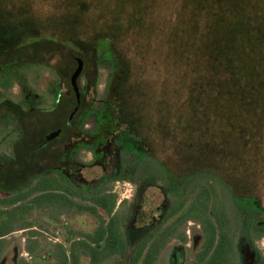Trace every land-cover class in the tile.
<instances>
[{
  "label": "flooded vegetation",
  "instance_id": "af4514ba",
  "mask_svg": "<svg viewBox=\"0 0 264 264\" xmlns=\"http://www.w3.org/2000/svg\"><path fill=\"white\" fill-rule=\"evenodd\" d=\"M0 5L1 18L9 16L0 23V190L11 201L28 199L21 197L24 191H54L78 204L97 206V200L115 198L117 184L131 177L137 180L132 212H117L115 204L110 215L98 206L100 214L101 209L108 214V219L101 214L105 220L121 218L129 253L143 245L138 251L145 255L154 243L159 248L155 264H160L170 245L187 247L193 237V250L200 248L188 257V264H230L238 247L264 264V253L256 249L264 239L259 198L234 193L243 183L230 185L237 197L233 220L246 228L232 233L226 212L216 205L221 170L207 167L217 162L220 151L200 152L199 159L191 161L187 141L178 150L171 135L158 134L153 121L137 117L133 77L127 59L115 49L116 41L65 38L58 33L62 19L43 16V6L11 0H0ZM20 8V18L12 22ZM76 19L68 24L75 31ZM46 31L52 33L47 36ZM46 47L68 55L47 56ZM50 57L56 58L55 64ZM103 68L110 79L105 95L98 97ZM207 156L215 160L206 161ZM243 179L249 186V167ZM87 207L85 211L96 216Z\"/></svg>",
  "mask_w": 264,
  "mask_h": 264
},
{
  "label": "trees",
  "instance_id": "16d2710c",
  "mask_svg": "<svg viewBox=\"0 0 264 264\" xmlns=\"http://www.w3.org/2000/svg\"><path fill=\"white\" fill-rule=\"evenodd\" d=\"M156 1L118 0L111 11L108 7L102 10L106 11L103 19H107L109 25L106 36L100 38L116 41L115 49L127 59L132 76L141 70L136 64L137 60L141 61V55L133 61L129 50L132 46L127 48L123 43L134 33L151 40V35L159 31L162 35L159 39L168 48L167 57L176 67L173 89L163 84L157 119L140 110L137 117L153 121L158 134L171 135L178 150H182L187 141L191 161H197L200 152L220 151L221 156L215 158L217 162L207 167L220 168L221 184L227 188L234 182L244 183L242 177L252 160L249 156L233 154L256 151L252 145L260 147L263 143L258 139L264 136V11L256 7L257 3L249 7V0H172L175 8L171 15L159 17L154 12L156 9H152ZM257 2L260 5L261 1ZM80 4L88 8L84 0ZM70 9L71 5L61 16L63 27L58 33L65 38L82 37L68 25L74 19L67 14ZM166 19H172V25L161 28ZM136 88H141L143 93L142 86ZM215 159L206 157V161ZM232 173L238 174L234 181L229 179ZM252 183L249 178V185ZM35 200L57 206L61 211L89 210L54 191L37 195ZM96 204L91 210L99 219L98 227L92 233L80 232L78 239L70 240L69 249L62 243L55 244L56 264H83L85 258L90 259L87 264H155L159 254L157 245L158 251L153 243L145 255L138 251L143 245L129 253L121 218L114 215L107 221L99 213L98 206H101L111 215L115 198L97 200ZM2 214L0 210V218ZM12 225L10 220L0 221V256L7 243L4 236L13 230ZM28 251L34 254L36 248H28ZM20 261V264H29Z\"/></svg>",
  "mask_w": 264,
  "mask_h": 264
},
{
  "label": "rangeland",
  "instance_id": "374dc122",
  "mask_svg": "<svg viewBox=\"0 0 264 264\" xmlns=\"http://www.w3.org/2000/svg\"><path fill=\"white\" fill-rule=\"evenodd\" d=\"M10 2V0H7ZM16 5H24L29 3L31 6H43L45 12L43 16L54 17L55 19L61 18L62 14H65L66 9L71 5L69 14L70 17L78 18L81 21L77 23V31L81 33L80 38H100L102 35L106 36V29L109 25L107 19H103L106 11L103 9L108 7L110 11L116 7L118 0H84L88 5L85 9L84 5L80 4L81 0H11ZM154 0H151L153 2ZM258 0H249L250 4H256L264 11V0H260L261 3L258 5ZM80 5L75 7L76 4ZM156 6H153V11L156 9L157 16H169L171 11L175 8L172 0H157ZM1 6V5H0ZM255 7V8H256ZM1 9V8H0ZM17 16H12L11 21L16 22L20 18L19 14H22V9H18ZM2 11L0 10V23L8 22V17H3ZM61 20V19H60ZM81 22V24H80ZM55 23L56 27L59 24ZM172 25V19H166L160 25L161 28H167ZM1 26V25H0ZM12 36L15 34L11 32ZM51 34L52 32H45ZM153 35V34H152ZM151 35V40L143 38L139 33L129 35V40L124 41V45L129 48L130 55L135 61L134 57L141 55V61L137 60L136 64L141 68L140 71L133 73V84L135 83V89L133 88V100L135 109H139L144 115L157 119V114H160V107L158 105L160 95L163 92V84H166L169 89H173L175 85V65L171 63V59L167 57L168 48L165 43L159 38L162 35L156 33ZM11 36V39L15 42V39ZM62 36V35H60ZM63 37V36H62ZM6 40L10 39L4 37ZM128 39V38H127ZM136 42V43H135ZM135 44V45H134ZM134 45V46H133ZM47 48V47H46ZM55 48L51 51V47L47 49V56L53 55L66 56L67 52L64 50L56 52ZM48 58L50 64L56 58ZM146 57V58H145ZM146 59V61H145ZM59 60V59H58ZM171 66V68H170ZM177 71V70H176ZM172 73V74H171ZM110 74L107 68H103L100 75L99 82V93L98 97H103L106 92V85L109 82ZM141 82V83H140ZM142 86L140 90L136 86ZM143 96V97H142ZM167 105L165 104V107ZM98 110V108H95ZM258 141H262V145H252L253 148H257L256 151L237 152L234 156H249V174L256 175L255 177H249L253 180V183L249 186L246 184L238 185L235 187V192L238 195L245 196L249 192V196L258 197L260 204L264 206V136ZM2 170L0 169V183L2 181ZM244 178V177H243ZM137 180H132L131 177H127L121 180L117 184L115 189L116 198V210L117 212L128 215L129 212L133 211V200H134V189ZM4 186L8 187L7 184ZM219 195L216 198V205L221 210L226 212V216L229 219L228 222L231 226V232L244 231L245 223L242 226L233 220L232 214L237 212L236 201L234 194L230 188L221 185L216 189ZM40 193L35 191L29 194V191L23 192L22 196L18 197H29L25 201L17 203L12 202L10 196L6 191L0 190V210H3L0 221H12L13 230L6 234V247L0 256V264H20V260H25L29 264H56L54 258L55 244L62 243L65 248L69 249L71 246L70 240H76L81 233L93 232L98 226L99 221L96 216L88 211H79L78 209H70L61 211L57 206H52L45 203L42 200L36 201L35 198ZM12 196V195H11ZM14 203V204H12ZM80 203V202H78ZM95 208L96 205L91 203H81ZM101 214L108 219V214L101 209ZM27 224L26 226H22ZM24 227V228H23ZM74 232V233H72ZM195 234H198L196 232ZM240 235V234H239ZM191 237L188 242V246H181L178 242H174L163 254L160 264H188L190 257L194 256L195 252L199 250V246L196 250H193V243ZM203 238L201 239L202 242ZM239 242V244H241ZM28 248H36L34 254H30ZM257 250L264 253V239L257 242ZM251 249V253H253ZM237 252V253H235ZM233 255L236 258L235 261H231L230 264H261V260L258 258L252 259L249 256V252L246 253L245 249L238 247V251L233 250ZM189 257V259H188ZM88 263V258L83 259V264Z\"/></svg>",
  "mask_w": 264,
  "mask_h": 264
},
{
  "label": "water",
  "instance_id": "95a60500",
  "mask_svg": "<svg viewBox=\"0 0 264 264\" xmlns=\"http://www.w3.org/2000/svg\"><path fill=\"white\" fill-rule=\"evenodd\" d=\"M80 69L77 70V72L74 75V78L77 76V74L79 73Z\"/></svg>",
  "mask_w": 264,
  "mask_h": 264
}]
</instances>
